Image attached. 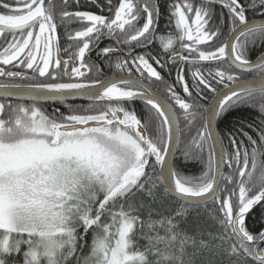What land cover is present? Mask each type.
<instances>
[{
    "label": "trees",
    "instance_id": "1",
    "mask_svg": "<svg viewBox=\"0 0 264 264\" xmlns=\"http://www.w3.org/2000/svg\"><path fill=\"white\" fill-rule=\"evenodd\" d=\"M28 1L41 3L44 11L47 1L53 3V22L72 29L78 26L77 19L86 21L88 18L98 19L96 25L101 27L103 19L111 20L118 11L124 17H139L141 22L147 10L159 19L149 51L165 65L168 56L175 51V45L174 41L168 46L157 45L160 39H173L181 45L189 38L188 34H193L197 39L191 42L197 48L190 56L203 58L200 50L213 52L216 56L221 53L228 34V30L220 29L235 19L231 27L243 17L257 16L250 10H243L239 15L238 8L229 6L224 10L218 4L207 9L179 10L169 5L174 0H64L63 6L60 0H0V7H12L13 3L22 6ZM247 1L250 0H243L244 3ZM87 24L86 21L76 30L86 28ZM217 31H220L221 41L207 44L205 36ZM135 32L131 30L128 34ZM236 51L244 60H251L264 51V28L244 34ZM220 63L222 66L217 67ZM176 66L169 67L165 85L173 88L178 100L191 102L187 106H175L180 134L173 169L181 184L198 192L212 177L211 150L204 124L209 98L222 83L233 79L234 74L240 78L264 74V64L256 71L238 73L222 61L216 64L183 62L180 81L175 77ZM78 106L69 107L73 114L67 110V115L41 111L60 122L64 116L76 115ZM31 109L25 103L0 99L1 141L19 137L21 126L30 123L27 113ZM217 129L224 153V172L214 200L205 205L190 206L172 198L161 183L155 155L152 152L151 155L143 154L137 174L128 176L125 182L122 176L116 178L117 175L114 181H101L95 196L77 209L76 220L68 227L71 229V249L63 239L52 255L39 254L36 264H86L94 239L105 236V226L116 221L111 218V212L120 208L140 221V227L132 236V247L138 252L135 264H264V240L254 248L238 239L232 229L233 214L257 194L262 192L264 197V89L230 99L219 112ZM147 137L152 146L162 149L165 139L162 131L157 135L150 129ZM241 227L254 240L264 236V199L242 219ZM8 237V245L0 247V264H26V251L35 238L21 231H11Z\"/></svg>",
    "mask_w": 264,
    "mask_h": 264
},
{
    "label": "flooded vegetation",
    "instance_id": "2",
    "mask_svg": "<svg viewBox=\"0 0 264 264\" xmlns=\"http://www.w3.org/2000/svg\"><path fill=\"white\" fill-rule=\"evenodd\" d=\"M60 2L63 6L64 0H60ZM13 4L12 7L10 5L5 8L0 7V24L19 26L16 31L0 29L1 85L29 86L62 82L85 83L100 81L110 75L128 77L132 81L118 83L115 86L121 90L133 91L139 95L147 96L155 94L162 97L172 107L178 124L179 117L175 106H187L191 101L183 102L178 100L173 88L165 85V78H169V74H167L170 69L169 67L177 64L176 68L178 72H176L175 77L180 81L181 70L184 68L182 66L183 62L216 64L222 61L230 66L225 49V42L229 34L243 22L264 18V16H260L264 15V0H250L246 3L243 0H178L176 2L174 0V3H170L169 5L179 10L207 9L218 4L224 10L228 9L229 6L233 9L238 8L241 13L239 15L243 14V10H250L256 12L257 16L248 19L246 17H243L241 20L238 19V23L231 27L232 23L237 20L235 19L230 25L220 29L221 31L228 30V34H226L223 40L221 53L216 56L213 52H203L201 50L199 54L203 55V58L194 59L190 56L192 51L195 52L197 48L193 46L194 42H191V40L197 39L193 34H188L189 38L184 40L181 45L177 41L175 43L173 39H160L157 45L168 46L173 41L175 45V51L168 56L166 59L167 65H165L161 58L151 55L149 51V46L153 42L156 23L159 19L156 15L153 16V14L147 12V10L144 11V19L141 22L139 17H124L122 12L118 11L111 20L103 19L101 27L96 25L98 19L88 18L86 19L88 22L86 28L76 30L85 24L86 21L77 19V27L72 29L63 26L62 28L60 24L53 22V3L49 4L47 1L45 11L41 7V3L36 4L32 1L23 3L22 6L17 5V3ZM184 20L185 18L179 20L178 24ZM260 29L262 28L253 30ZM131 30H136V32L129 35L128 31ZM253 30L247 31L237 38L234 45L236 55L239 40L244 34ZM219 34L220 31L208 34L205 36V42L209 45L216 44V42L221 41V38L218 36ZM177 46L179 47L177 48ZM220 57L222 59L219 61H212ZM195 60H200L201 62H195ZM221 66V63L217 65V67ZM232 69L241 73L234 68ZM9 73L17 75V78H7L6 75ZM232 77L233 79L224 84L221 82L222 86L211 97L218 90L230 83L245 79L235 74ZM15 101L28 104L34 110L35 113L31 116V123L33 125L30 127L35 128L41 116L46 119L48 123L47 129L50 130L51 138L53 139L48 143L53 147L58 146L55 143L59 138H67L68 142L77 143L85 137L84 135H90L95 132L106 131L113 137H118L122 134L133 137L132 139L137 143L136 147L140 153L142 152L138 158L139 164L137 166H139L140 162H142L141 156L143 154L151 155V152L152 155L154 154L150 149L152 142L150 143L147 137L148 131L152 129L157 135L162 131L166 136L165 125L160 115L148 104L141 101H117L111 103L73 101L53 104ZM75 105H79L75 108L78 111L74 113L76 115L70 117L64 116L60 122L44 115L41 111L45 109L55 112L57 116L60 112L67 115L68 108ZM69 113L73 114L70 111ZM86 121H105V124L97 127H88L82 131L76 130L71 133H60L56 137V141H54L53 126L68 123H85ZM135 122L141 125L145 132L146 140H143L140 133L135 130ZM115 145H123L126 148L128 146L124 142H116ZM134 148L135 145L133 144V150ZM233 217L234 215L232 216V220Z\"/></svg>",
    "mask_w": 264,
    "mask_h": 264
},
{
    "label": "rangeland",
    "instance_id": "3",
    "mask_svg": "<svg viewBox=\"0 0 264 264\" xmlns=\"http://www.w3.org/2000/svg\"><path fill=\"white\" fill-rule=\"evenodd\" d=\"M34 113L32 109L27 113L30 123L21 126L19 137L0 140V247L8 245L11 231L34 237L26 264L38 263L42 252L52 255L63 239L70 250L68 227L76 220L74 213L95 196L101 181H114L136 167L142 153L133 137H113L106 131L84 135L77 143L59 138L53 147L44 117L30 127ZM116 142L128 146L118 147ZM111 216L116 221L105 226V236L94 239L86 264H135L138 259L132 236L140 227L139 218L124 208Z\"/></svg>",
    "mask_w": 264,
    "mask_h": 264
},
{
    "label": "water",
    "instance_id": "4",
    "mask_svg": "<svg viewBox=\"0 0 264 264\" xmlns=\"http://www.w3.org/2000/svg\"><path fill=\"white\" fill-rule=\"evenodd\" d=\"M19 26H5L0 24L1 30L16 31ZM264 28V18L246 21L238 25L228 36L225 42L228 64L235 70L243 73H250L259 69L264 63V51L252 60L239 58L234 51L237 38L250 30ZM222 59L216 58L212 61ZM173 60V59H172ZM195 62H201L195 60ZM209 62V61H205ZM7 78L15 79L17 75L7 74ZM132 81L128 77L110 75L105 79L96 82L85 83H49L29 86L1 85V100H19L34 103H60V102H117V101H141L148 104L162 118L166 137L163 149L159 152L156 147H150L153 151L159 168V177L166 192L172 198L187 205L198 206L211 202L215 199L218 187L224 171V153L217 129V118L221 108L226 102L235 96L248 91L264 89V74L237 80L218 90L209 100L204 112L205 132L207 134L211 157H212V177L210 183L198 192L191 191L188 187L181 184L173 171V161L179 144V124L172 107L162 98L155 94L139 95L133 91L121 90L115 85L118 83ZM105 124V121H86L85 123H68L53 126L54 136L60 133H71L72 131H82L88 127H97ZM136 131L140 133L143 140L146 135L141 125L134 124ZM139 167L128 169L122 176L125 182L127 177L138 173ZM263 193H259L255 198L247 201L236 212L232 220L234 234L241 241L254 245L256 248L263 240L252 239L241 227L242 219L262 200Z\"/></svg>",
    "mask_w": 264,
    "mask_h": 264
},
{
    "label": "bare ground",
    "instance_id": "5",
    "mask_svg": "<svg viewBox=\"0 0 264 264\" xmlns=\"http://www.w3.org/2000/svg\"><path fill=\"white\" fill-rule=\"evenodd\" d=\"M158 170H159V168H158ZM173 171H174V169H173ZM185 205H187V204H185ZM203 205H205V204H203ZM190 206H192V205H190ZM199 206V205H198Z\"/></svg>",
    "mask_w": 264,
    "mask_h": 264
}]
</instances>
